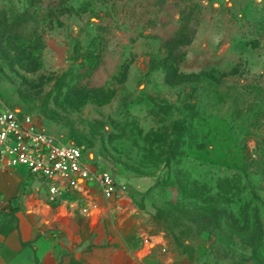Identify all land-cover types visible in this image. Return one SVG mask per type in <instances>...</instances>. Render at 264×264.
Wrapping results in <instances>:
<instances>
[{"label":"rangeland","instance_id":"1","mask_svg":"<svg viewBox=\"0 0 264 264\" xmlns=\"http://www.w3.org/2000/svg\"><path fill=\"white\" fill-rule=\"evenodd\" d=\"M0 98L191 264H264V0H0Z\"/></svg>","mask_w":264,"mask_h":264},{"label":"crops","instance_id":"2","mask_svg":"<svg viewBox=\"0 0 264 264\" xmlns=\"http://www.w3.org/2000/svg\"><path fill=\"white\" fill-rule=\"evenodd\" d=\"M0 194L14 212L0 230V264H191L138 226L126 191L106 198L90 183L51 200L46 181L17 166L0 171Z\"/></svg>","mask_w":264,"mask_h":264},{"label":"built area","instance_id":"3","mask_svg":"<svg viewBox=\"0 0 264 264\" xmlns=\"http://www.w3.org/2000/svg\"><path fill=\"white\" fill-rule=\"evenodd\" d=\"M92 158L83 145L62 140L32 113L10 106L0 98V171L25 167L46 181L51 200L82 190L90 183L106 198L123 191L113 173L91 164Z\"/></svg>","mask_w":264,"mask_h":264},{"label":"trees","instance_id":"4","mask_svg":"<svg viewBox=\"0 0 264 264\" xmlns=\"http://www.w3.org/2000/svg\"><path fill=\"white\" fill-rule=\"evenodd\" d=\"M67 142V141H66ZM75 144H79V143H75ZM79 145H81V144H79ZM83 150L85 151V152H88L87 150H86V147L83 145ZM11 226H8V227H6V229H0V230H2L3 232H6L9 228H10Z\"/></svg>","mask_w":264,"mask_h":264}]
</instances>
